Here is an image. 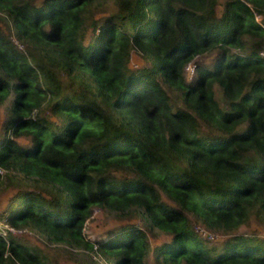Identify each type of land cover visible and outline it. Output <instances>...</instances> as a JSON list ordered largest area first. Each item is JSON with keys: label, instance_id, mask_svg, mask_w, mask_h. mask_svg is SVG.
Segmentation results:
<instances>
[{"label": "trees", "instance_id": "obj_1", "mask_svg": "<svg viewBox=\"0 0 264 264\" xmlns=\"http://www.w3.org/2000/svg\"><path fill=\"white\" fill-rule=\"evenodd\" d=\"M2 185L0 264H264V0H0Z\"/></svg>", "mask_w": 264, "mask_h": 264}, {"label": "rangeland", "instance_id": "obj_2", "mask_svg": "<svg viewBox=\"0 0 264 264\" xmlns=\"http://www.w3.org/2000/svg\"><path fill=\"white\" fill-rule=\"evenodd\" d=\"M12 33H13V35H12L13 40L18 43V40L14 37L13 31H12ZM19 46H21V45L19 44ZM201 57H202V60H204V59L206 60L208 58L207 53L203 54ZM129 61H130V64L133 66H138V65H141L144 63L143 58H142V54L140 53V51H137V50L132 51ZM1 116H2V121H3L4 110H1ZM12 175H13L12 179L16 180V183H19L22 186L35 187L36 189H41L43 187H46L41 181L38 182L35 179V177H27V176L19 173L18 171L13 172ZM9 180H11V179H9ZM48 187H50V186H48ZM15 190H16V188L12 187L11 185H9V187L4 186V185L0 186V228H1V230L6 228L5 224H3L5 222V219L2 217L5 215L6 211L8 210L7 208H8L9 200L12 197V195L14 194ZM45 192L49 193L48 191H45ZM110 224H113V225L111 226ZM119 224H120L119 220H115L111 217H108L101 210L96 209L93 212L92 217L90 218V220L87 222V224L85 226V232L86 233H93L96 231V233L100 234V233H103V231L104 232L107 231L106 233H109V232H112L115 229V227ZM200 227L201 226H199V227L196 226L197 230ZM239 230H244L245 232L252 231L251 234H257L259 236L264 237V223H254L252 226L244 225V226H241ZM16 232H17V234L27 236L32 241L37 242L38 244H41L43 246H46L49 248H53V246H54V244L49 243L45 238H43V236L39 235L37 232L30 229L29 227H20L19 229H17ZM237 232H238V230L231 232L230 235H234ZM214 233H216V232H214ZM93 235H94V233L91 236H93ZM223 235L224 234L221 235L220 233H217V237L214 239H210V240H218ZM80 252H82V251H80ZM84 253H81L78 256L77 260L65 259L62 261V264H84V262H86V259H87L86 255ZM94 258L98 262L107 261V263H108L110 261V260H108L107 257L102 256V255H98V254H95Z\"/></svg>", "mask_w": 264, "mask_h": 264}, {"label": "built area", "instance_id": "obj_3", "mask_svg": "<svg viewBox=\"0 0 264 264\" xmlns=\"http://www.w3.org/2000/svg\"><path fill=\"white\" fill-rule=\"evenodd\" d=\"M137 51H139V50H137ZM187 70H188V73L191 75L194 72V66L193 65H188L187 66ZM6 227H7V229H9L10 231L15 232V233H17L16 231H17V229H19V228H16V227L12 226V225H9V224H6ZM198 231L203 236H205V237H207L209 239H214V238L217 237V233H214L212 231H209V230L205 229L204 227H200L198 229Z\"/></svg>", "mask_w": 264, "mask_h": 264}, {"label": "clouds", "instance_id": "obj_4", "mask_svg": "<svg viewBox=\"0 0 264 264\" xmlns=\"http://www.w3.org/2000/svg\"><path fill=\"white\" fill-rule=\"evenodd\" d=\"M133 51V50H132ZM132 53V52H131ZM188 65H193L194 66V64H192V63H189ZM187 65V66H188ZM195 67V66H194ZM186 69H187V67H186ZM187 74L189 75V76H191L189 73H188V70H187ZM3 224H5V227H6V224H9V225H12V224H10V223H8V222H4ZM12 226H14V225H12ZM14 227H16V226H14ZM16 228H18V227H16ZM2 231L5 233V231H10L9 229H7V227L6 228H4V229H2ZM10 232H12V231H10ZM12 233H15V232H12ZM202 235V234H201ZM203 236V235H202ZM203 237H205V236H203ZM207 238V237H206Z\"/></svg>", "mask_w": 264, "mask_h": 264}]
</instances>
